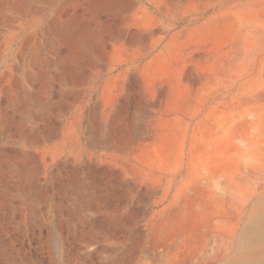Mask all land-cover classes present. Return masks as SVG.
I'll return each mask as SVG.
<instances>
[{"label":"rangeland","instance_id":"374dc122","mask_svg":"<svg viewBox=\"0 0 264 264\" xmlns=\"http://www.w3.org/2000/svg\"><path fill=\"white\" fill-rule=\"evenodd\" d=\"M263 210L264 0H0V264H264Z\"/></svg>","mask_w":264,"mask_h":264},{"label":"bare ground","instance_id":"6f19581e","mask_svg":"<svg viewBox=\"0 0 264 264\" xmlns=\"http://www.w3.org/2000/svg\"><path fill=\"white\" fill-rule=\"evenodd\" d=\"M119 37V36H118ZM120 38V37H119ZM117 39V38H116ZM262 211V210H261ZM264 211V210H263ZM261 213V212H260ZM263 213V212H262ZM264 215V214H263ZM259 228H260V225H257V226H255V229L254 230H256V231H258L259 230ZM250 233L251 232H247V234H245V237H247V238H249V239H251V238H253V234H251L250 235ZM250 235V236H249ZM237 260H235V259H232V262H236Z\"/></svg>","mask_w":264,"mask_h":264}]
</instances>
